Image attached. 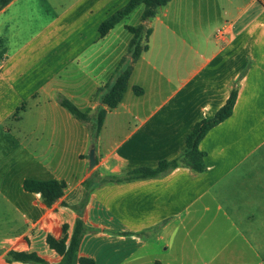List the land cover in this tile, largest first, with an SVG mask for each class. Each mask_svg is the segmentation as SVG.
<instances>
[{
  "label": "crops",
  "instance_id": "obj_1",
  "mask_svg": "<svg viewBox=\"0 0 264 264\" xmlns=\"http://www.w3.org/2000/svg\"><path fill=\"white\" fill-rule=\"evenodd\" d=\"M132 0H14L0 12V264L10 251L48 264V237L86 226L78 256L96 264H264V0H172L147 23L149 50L122 103L92 138L100 88L142 24ZM138 17L131 24L132 17ZM140 87L144 94L137 96ZM238 98L200 144L206 170L103 182L179 158L203 119ZM66 98L92 122L77 120ZM106 108V107H104ZM95 148L96 166L90 168ZM27 180L66 183L54 204Z\"/></svg>",
  "mask_w": 264,
  "mask_h": 264
},
{
  "label": "trees",
  "instance_id": "obj_2",
  "mask_svg": "<svg viewBox=\"0 0 264 264\" xmlns=\"http://www.w3.org/2000/svg\"><path fill=\"white\" fill-rule=\"evenodd\" d=\"M13 1L14 0H0V12ZM171 1L172 0H132L126 8L119 11L102 24L100 33L102 37H105L135 9L139 6H144L142 24L138 27H127L129 32L133 35L129 44L127 56L121 61L114 79L106 86L100 88L98 92V95L101 96V104L106 108L99 107L96 112V117L92 126V138L94 140L97 139L104 126L107 111L116 109L122 103L128 91L134 64L140 59L143 53L149 50V38L152 35V30L147 27V23L157 16L160 8L167 6ZM134 91L137 96L144 94V90L140 87H135ZM237 98L238 90L234 87L227 103L214 117L203 119L194 126L192 132L186 138V149L179 158L172 161H162L159 163L158 167L154 169L139 168L124 177L105 178L103 182L123 183L157 178L180 166L190 168L196 173H203L206 170V153L200 150V144L213 128L232 116ZM60 104L77 120L85 123L92 122L90 111L81 110L72 101L66 98H62ZM24 189L30 193L40 194L45 203L54 204L63 197L66 183L57 180H27L24 183ZM67 229V226L63 227L64 235L62 238L55 239L50 236L47 240L49 246L62 256L60 264H96L93 259L79 258L78 256L82 238L86 231V226L82 219L77 220L74 232L71 236L68 235ZM7 260L10 263L48 264L33 252L10 251L7 254Z\"/></svg>",
  "mask_w": 264,
  "mask_h": 264
},
{
  "label": "water",
  "instance_id": "obj_3",
  "mask_svg": "<svg viewBox=\"0 0 264 264\" xmlns=\"http://www.w3.org/2000/svg\"><path fill=\"white\" fill-rule=\"evenodd\" d=\"M95 166H96V152H95V148H93L90 153V168L93 169Z\"/></svg>",
  "mask_w": 264,
  "mask_h": 264
},
{
  "label": "rangeland",
  "instance_id": "obj_4",
  "mask_svg": "<svg viewBox=\"0 0 264 264\" xmlns=\"http://www.w3.org/2000/svg\"><path fill=\"white\" fill-rule=\"evenodd\" d=\"M138 20V17H132V19H131V21H130V23L131 24H134V23H136V21ZM263 235V240H264V234H262Z\"/></svg>",
  "mask_w": 264,
  "mask_h": 264
}]
</instances>
